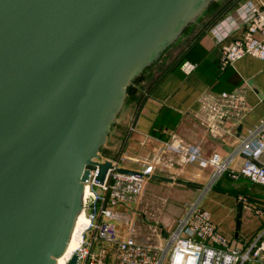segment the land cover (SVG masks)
<instances>
[{"label":"water","instance_id":"1","mask_svg":"<svg viewBox=\"0 0 264 264\" xmlns=\"http://www.w3.org/2000/svg\"><path fill=\"white\" fill-rule=\"evenodd\" d=\"M214 1L0 0V264H56L130 87Z\"/></svg>","mask_w":264,"mask_h":264},{"label":"crops","instance_id":"2","mask_svg":"<svg viewBox=\"0 0 264 264\" xmlns=\"http://www.w3.org/2000/svg\"><path fill=\"white\" fill-rule=\"evenodd\" d=\"M217 1L213 11H204L180 37L177 55L169 63L183 56L178 64L155 85L152 83L160 74L153 77L149 92L142 89L129 98L119 116L120 127L102 152L103 158H118L121 168L145 176L142 197L128 205V215H122L117 223L121 233H130L138 242L146 243L134 231L142 211L151 217L174 209L177 215L165 222L169 234L187 206L201 195L212 172L206 162L210 155L230 153L264 118V59L246 55L227 67L220 62L222 45L242 37L245 31L240 7L252 4L263 9L264 0ZM217 14L221 17L206 27ZM220 22L229 34L222 44L211 31ZM256 37L261 38V34L256 33ZM223 92L238 94L241 106L209 111L207 104L223 103ZM135 115L134 130L130 132ZM175 138L200 158L181 165V154L168 145ZM261 160L264 162V156ZM244 161L243 156H237L233 167L239 168ZM202 207L210 212L219 232L241 251L264 231V185L247 178L234 180L224 174L205 192Z\"/></svg>","mask_w":264,"mask_h":264},{"label":"built area","instance_id":"3","mask_svg":"<svg viewBox=\"0 0 264 264\" xmlns=\"http://www.w3.org/2000/svg\"><path fill=\"white\" fill-rule=\"evenodd\" d=\"M239 10L245 31L242 37L222 45L220 62L224 67L234 65L246 55L264 59V8L245 4ZM211 31L220 44L229 35L221 22ZM256 33H260L261 38L256 37ZM221 98V104H207L209 111L220 112L223 106L238 108L242 104L236 93L223 92ZM136 115L130 132L134 130ZM168 145L181 154V165L200 158L178 138ZM239 155L245 161L239 168H234L233 163ZM263 156L264 118L248 130L230 153L222 156L213 152L210 155L206 162L212 172L201 195L187 206L165 242L155 245L138 242L130 233H121L117 226L122 216L116 209L138 202L142 197L144 174L122 172L118 158H103L110 159L113 167L108 170L103 183L96 179L98 169L90 170V177L85 182L91 193L85 204L89 224L67 263L77 254L76 264H264V231L255 235L249 247L241 251L219 232L210 212L202 207L205 192L226 173L234 180L243 177L264 185Z\"/></svg>","mask_w":264,"mask_h":264},{"label":"rangeland","instance_id":"4","mask_svg":"<svg viewBox=\"0 0 264 264\" xmlns=\"http://www.w3.org/2000/svg\"><path fill=\"white\" fill-rule=\"evenodd\" d=\"M202 18L203 17H200L199 22L201 21ZM179 41L180 40H177L172 46H170L167 50L163 52V54L157 61H155L152 65L146 68L145 70L146 80L144 79V82H143V85L146 88L148 87L150 80L153 77L154 78L157 77L161 72H163L166 66L177 55V52L179 50V47L177 48V45ZM119 127H120V124H119V116H118L115 124L113 125L112 131L108 136V140H111L114 137V134L118 130ZM108 140H107V143H108ZM127 209H128V205H125L122 208L118 207L116 211L117 213L121 214V216L124 215V217H126L128 215ZM156 215L157 216L150 217L148 216L146 212L142 211L139 217L140 220L136 224L135 229H134L136 235L139 234L140 237H143V239L145 238L146 243L153 244V245L160 244L169 237V234H168L169 228L168 226H166L165 222L168 217L172 218L173 215H177V212L171 208V209L166 210V212L158 213ZM122 220H124V218ZM152 221L156 222L158 225L165 224V227L163 226V229H161L162 227L153 225ZM87 224L88 222H83L82 226L85 228Z\"/></svg>","mask_w":264,"mask_h":264},{"label":"bare ground","instance_id":"5","mask_svg":"<svg viewBox=\"0 0 264 264\" xmlns=\"http://www.w3.org/2000/svg\"><path fill=\"white\" fill-rule=\"evenodd\" d=\"M90 194L91 193L89 187L85 186L82 194L83 207L81 208V210L78 211V213L75 216L74 224L70 233V237L66 249L60 256L56 258V264H67V261L70 258L72 251L75 250L81 242L82 233L89 224V217L86 214L85 204ZM83 222H88L85 228L82 226Z\"/></svg>","mask_w":264,"mask_h":264},{"label":"trees","instance_id":"6","mask_svg":"<svg viewBox=\"0 0 264 264\" xmlns=\"http://www.w3.org/2000/svg\"><path fill=\"white\" fill-rule=\"evenodd\" d=\"M218 5V1L216 0V1H214L212 4H211V6H210V8H209V10L210 11H213L215 8H216V6ZM226 9V8H225ZM224 9V10H225ZM223 11V10H222ZM221 17V14H217V16H214V18H212L207 24H206V27H210L212 24H214L219 18ZM190 29V27L189 28H187V30L185 31V33L186 32H188V30ZM181 57H183V56H180L179 58L181 59ZM178 58V59H179ZM180 59L176 62V63H171V64H169V66H167V68H165V70L163 71V72H161L160 73V76L159 77H157L154 81H153V83H152V85H155V84H157L168 72H169V70H171L172 69V67H174L175 65H177L178 64V62L180 61ZM144 79L146 80V75L144 74V75H142V76H140L136 81H135V83L130 87V89H129V93H128V98H127V102H128V100H129V98L131 97V96H135L136 95V93L139 91V90H142V89H145L144 91H148L149 92V87H144V85H143V82H144ZM143 101H144V98H142V100L140 101V103L138 104V106L139 105H141V102L143 103ZM104 148L105 147H103L102 148V152L104 151Z\"/></svg>","mask_w":264,"mask_h":264}]
</instances>
